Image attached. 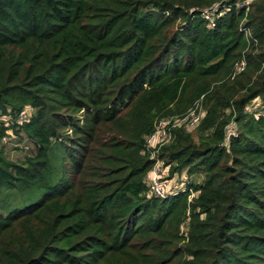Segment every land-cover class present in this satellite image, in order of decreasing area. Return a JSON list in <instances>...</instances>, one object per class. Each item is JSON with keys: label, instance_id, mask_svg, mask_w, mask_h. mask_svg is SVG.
Wrapping results in <instances>:
<instances>
[{"label": "trees", "instance_id": "1", "mask_svg": "<svg viewBox=\"0 0 264 264\" xmlns=\"http://www.w3.org/2000/svg\"><path fill=\"white\" fill-rule=\"evenodd\" d=\"M0 188V264H264V0H0Z\"/></svg>", "mask_w": 264, "mask_h": 264}, {"label": "rangeland", "instance_id": "2", "mask_svg": "<svg viewBox=\"0 0 264 264\" xmlns=\"http://www.w3.org/2000/svg\"><path fill=\"white\" fill-rule=\"evenodd\" d=\"M260 103L261 102L259 99L252 101L250 103L251 106H249V109L258 108L260 106ZM200 111L201 110L199 108L198 111L194 109L193 112H195L194 114L197 115L201 113ZM191 118L192 117L190 114H187V116H185L184 118L177 116L174 117L168 125H171L172 123H174L175 126L183 125L188 129V131L192 134V136L196 138L197 128L196 125H192L190 123ZM7 133L9 136L5 138L3 144L5 145L4 153L9 159L13 161H18V160H22V158L25 155H29L33 153L34 147L32 143H30L28 139L25 138L24 135L14 136L12 130H8ZM170 141H171V135L166 130V126L165 127L161 126L158 129V133L152 140L150 147H154V146L156 147L158 144L159 145L155 149L151 150V153L154 155L157 152L158 150L157 148L159 146H161L162 144L164 145L168 144ZM154 169L156 170L157 174L160 175L161 179H166L169 181L170 185L168 187L170 188L169 191L171 192H173L175 189L182 190L185 187L187 181L190 179V176L187 174V171L185 169H183L180 173L176 172L174 174H170L169 166H166L162 160H159L156 163ZM153 174L154 173L149 172L148 176H152ZM193 179L195 181L200 180L201 176L195 175ZM36 198H37L36 194L28 197L27 194L20 193L14 189L0 188V212L5 214L12 208H21L29 204L30 202L35 201Z\"/></svg>", "mask_w": 264, "mask_h": 264}, {"label": "built area", "instance_id": "3", "mask_svg": "<svg viewBox=\"0 0 264 264\" xmlns=\"http://www.w3.org/2000/svg\"><path fill=\"white\" fill-rule=\"evenodd\" d=\"M243 69V64H240L239 66V70H242ZM193 110H191L188 114L191 115V121L190 123L192 125H196L198 122H199V119H200V114H197L195 115L193 112ZM29 111H27L25 114H22L20 116V119H26L29 115ZM187 116V115H186ZM184 118V117H183ZM170 119H160L156 122V125H155V130L153 131L152 134H150L147 138H146V142H147V146L148 148H150L151 150L155 149L156 147H150L151 143H152V140L154 139V137L156 136V134L158 133V129L161 127V126H167L169 123H170ZM161 144V143H160ZM151 155L153 156V154L151 153ZM157 163V162H156ZM155 163V165H156ZM155 165L153 166V168L150 170V172L154 173L152 176H146V183L148 185V188H149V192L156 196V197H165L167 195H172L174 194L175 192H177V189H175L173 192L169 191V181L166 180V179H161L160 178V175L157 174L156 170L154 169ZM194 196V191L192 189H189V200Z\"/></svg>", "mask_w": 264, "mask_h": 264}]
</instances>
